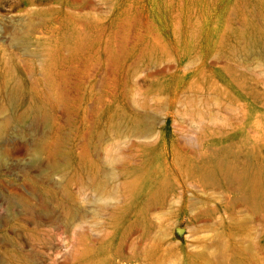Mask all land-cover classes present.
<instances>
[{"label":"rangeland","instance_id":"374dc122","mask_svg":"<svg viewBox=\"0 0 264 264\" xmlns=\"http://www.w3.org/2000/svg\"><path fill=\"white\" fill-rule=\"evenodd\" d=\"M0 127V264H264V0H0Z\"/></svg>","mask_w":264,"mask_h":264},{"label":"bare ground","instance_id":"6f19581e","mask_svg":"<svg viewBox=\"0 0 264 264\" xmlns=\"http://www.w3.org/2000/svg\"><path fill=\"white\" fill-rule=\"evenodd\" d=\"M131 130H133V131H135V132H137V131H139V130H141V128H140V126H138V124H133V123H131ZM3 132V129L0 127V134ZM92 169H91V173H92Z\"/></svg>","mask_w":264,"mask_h":264}]
</instances>
